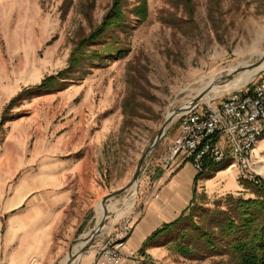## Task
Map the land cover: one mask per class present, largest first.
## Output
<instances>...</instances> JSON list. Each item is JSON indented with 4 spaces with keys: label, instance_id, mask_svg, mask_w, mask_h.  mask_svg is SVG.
<instances>
[{
    "label": "rangeland",
    "instance_id": "1",
    "mask_svg": "<svg viewBox=\"0 0 264 264\" xmlns=\"http://www.w3.org/2000/svg\"><path fill=\"white\" fill-rule=\"evenodd\" d=\"M134 2L127 0L129 5ZM114 3L0 0V214H6V200L24 193L31 202L46 203L47 213L61 202V214H87L88 222L71 248L96 227L103 214L102 199L132 180L166 117L208 88L210 78L225 80L232 68L259 62L264 51V0H149L148 20L131 35L120 36L129 47L125 57L98 68L86 61L61 75L74 51H91L86 40L104 23ZM124 5L126 12L130 7ZM263 75L264 71L227 91L210 89V99L204 96L199 108L219 104ZM50 77L58 79L43 86ZM177 131L178 117L149 152L139 183L107 202L110 218L102 232L111 233L103 240L101 232L83 254L95 251L98 238L107 240L128 216H138L149 195L161 189V159ZM229 164L230 160L217 163L198 178L187 165L192 182L175 196L179 203L170 204L179 215L167 223L189 207L214 209L229 193L253 197L252 182L264 180V137L254 154L253 179L241 178L238 168ZM188 226L189 222L174 225L153 240L149 235L128 257L130 264H230L228 255L203 244H192L197 249L187 255L180 253L175 242Z\"/></svg>",
    "mask_w": 264,
    "mask_h": 264
},
{
    "label": "trees",
    "instance_id": "2",
    "mask_svg": "<svg viewBox=\"0 0 264 264\" xmlns=\"http://www.w3.org/2000/svg\"><path fill=\"white\" fill-rule=\"evenodd\" d=\"M123 5L130 8L124 12ZM149 14V0H135L132 5L127 0H115L114 9L104 23L86 40L92 46L91 51H74L68 70L61 75H69V71L86 61L91 68H98L113 58L125 57L129 47L120 40L121 34L131 35L138 24L148 20ZM84 46L85 43L80 45ZM57 79L47 78L42 85L49 86ZM202 175L200 173L197 178ZM252 187L253 197L250 198L229 193L216 203L214 209L204 206L187 208L175 221L153 232L150 239L167 233L174 225L189 222L190 226L185 227L179 241L175 242L180 253L187 255L197 249L192 244H203L209 251L228 255L230 264H264V180L252 182ZM195 216L199 221H195Z\"/></svg>",
    "mask_w": 264,
    "mask_h": 264
},
{
    "label": "built area",
    "instance_id": "3",
    "mask_svg": "<svg viewBox=\"0 0 264 264\" xmlns=\"http://www.w3.org/2000/svg\"><path fill=\"white\" fill-rule=\"evenodd\" d=\"M199 105L178 118V131L161 159L165 171L190 165L199 175L210 165L230 160L229 168L237 167L241 178L253 179L254 154L264 136V75L252 86L224 96L219 104L204 109ZM153 198L159 199L160 193ZM136 221L137 214H132L117 225L99 246L96 264H123Z\"/></svg>",
    "mask_w": 264,
    "mask_h": 264
},
{
    "label": "crops",
    "instance_id": "4",
    "mask_svg": "<svg viewBox=\"0 0 264 264\" xmlns=\"http://www.w3.org/2000/svg\"><path fill=\"white\" fill-rule=\"evenodd\" d=\"M185 166L176 174L173 170L165 171L162 168L161 175L157 177V186L161 189L149 195L142 211L138 213L124 252L123 264H130L128 257L138 252L149 235L179 215V212L174 213L170 204L172 201L179 203L175 196H181L192 182ZM156 192L160 193L159 199L153 198ZM26 194H19L18 197L13 195L6 200L3 206L6 214H0V264H62L69 255L71 243L88 222L87 214H61V202L52 213H47L46 203L38 199L31 202L30 195ZM24 205H27L26 208ZM54 205L56 203L52 207ZM110 233L111 230L106 232V236ZM102 235L104 240L105 233ZM99 240L101 238L93 247L95 251L103 242ZM95 251L83 254L77 264H96Z\"/></svg>",
    "mask_w": 264,
    "mask_h": 264
},
{
    "label": "water",
    "instance_id": "5",
    "mask_svg": "<svg viewBox=\"0 0 264 264\" xmlns=\"http://www.w3.org/2000/svg\"><path fill=\"white\" fill-rule=\"evenodd\" d=\"M263 59L264 58H261V60L259 62H257L256 64H253V66L259 64L261 61H263ZM245 69H246L245 66L236 67L233 70L232 73L228 74L227 79H232L234 74H236L237 72H241V71H243ZM210 89H211V86H209L208 88L204 89L197 97H195L192 100V102H191V104L189 106H187V107L182 106V107L176 109L174 112L170 113L166 117L162 128L160 129V131L158 132V134L155 137L154 141L152 142V144L150 145V147L148 148V150L146 151V153L142 157V159H141V161H140V163L138 165V168H137L132 180L129 182V184H127L122 189H120V190H118V191H116V192H114L112 194H109V195L105 196L102 199L101 204L103 206V216H102L101 220L97 223L96 227L88 234V238L86 239L85 244L80 248V250L78 252H76L73 255V252H72L73 251V247L70 249V256H69V259L67 261V264H72L75 259L80 257L91 245H93L94 242L96 241V238L101 234V232L106 227L107 222H108V220L110 218V215H109L110 209L108 207V203L107 202L110 199L121 195L122 193L127 191L129 188H131L133 186H136L139 183L140 174H141V171L143 169L144 162H145L149 152H151L156 147L158 142L165 135L168 125L170 123H172L177 117L179 118L180 116H182L185 112H188V111L194 109L203 100L204 96L210 91ZM81 239H83V238H81Z\"/></svg>",
    "mask_w": 264,
    "mask_h": 264
},
{
    "label": "bare ground",
    "instance_id": "6",
    "mask_svg": "<svg viewBox=\"0 0 264 264\" xmlns=\"http://www.w3.org/2000/svg\"><path fill=\"white\" fill-rule=\"evenodd\" d=\"M261 58H264V51L261 53ZM242 66H245L246 69L241 71L240 74L237 77H234L233 79H225V80H224L225 76L213 77V78H210V80L208 81L206 87L211 85V91L216 93L218 91H227L229 89L238 87L239 85H241L243 83H247V82L251 81L257 74H259L260 72L264 71V59H263V61H261L259 64L255 65V66H253L252 64H249V63H244L240 67H242ZM234 69L235 68H232L231 69L232 71L229 70L228 72H233ZM221 79H223L222 82H220ZM202 91L203 90H201L200 93ZM205 99H207V100L210 99L208 94L205 95ZM191 102L192 101L188 102L184 107L189 106L191 104ZM129 206L130 205L128 204L127 207H129ZM100 208L103 211L102 204H100ZM102 216H103V214H102ZM102 216H101V218H102ZM101 218H100V220H101ZM87 238H88V235H86L84 237V241H81L77 245L73 246V251H72L73 255L76 252H78L80 250V248L85 244V241H86ZM68 259H69V257L66 258L65 264H67ZM77 259H75L72 264H75Z\"/></svg>",
    "mask_w": 264,
    "mask_h": 264
}]
</instances>
